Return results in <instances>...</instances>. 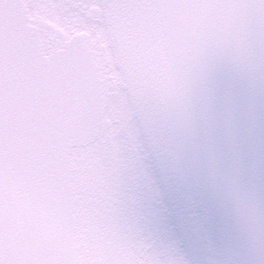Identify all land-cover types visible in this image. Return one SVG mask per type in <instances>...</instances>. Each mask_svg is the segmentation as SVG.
<instances>
[{
  "label": "snow or ice",
  "instance_id": "obj_1",
  "mask_svg": "<svg viewBox=\"0 0 264 264\" xmlns=\"http://www.w3.org/2000/svg\"><path fill=\"white\" fill-rule=\"evenodd\" d=\"M0 264H264V0H0Z\"/></svg>",
  "mask_w": 264,
  "mask_h": 264
}]
</instances>
